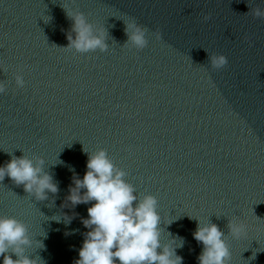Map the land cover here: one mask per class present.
<instances>
[{"label":"water","instance_id":"water-1","mask_svg":"<svg viewBox=\"0 0 264 264\" xmlns=\"http://www.w3.org/2000/svg\"><path fill=\"white\" fill-rule=\"evenodd\" d=\"M211 1L0 0V81L6 85L0 93V166L13 156L36 158L84 122ZM74 11L106 30V51L62 48L73 25L67 12ZM129 21L147 29L143 49L125 45ZM16 75L25 81L22 88Z\"/></svg>","mask_w":264,"mask_h":264},{"label":"clouds","instance_id":"clouds-1","mask_svg":"<svg viewBox=\"0 0 264 264\" xmlns=\"http://www.w3.org/2000/svg\"><path fill=\"white\" fill-rule=\"evenodd\" d=\"M67 15L73 20V25L67 34L68 45L62 48H71L78 53L108 49L104 28L94 27L81 12H67ZM253 15L264 17V9H254ZM125 31L128 35L125 45L136 49L146 47V28L129 21ZM155 36L160 39V32L157 31ZM209 61L217 70L228 64V58L223 54H212ZM15 82L21 88L25 84L21 75L15 76ZM5 90L6 85L0 81V93ZM86 153L88 159L83 178L73 174L74 186L69 187L67 197L72 208L94 202L87 208V218L81 217V224L88 231L83 234L74 264H182V257L175 250L183 247V238L173 237L167 244L161 242V216L156 197L151 194L138 197L134 185L125 179L126 172L114 164L106 150ZM44 165L42 157L13 156L0 166V182L7 176L16 185H23L24 191L37 200H45L49 192L58 191V186L44 171ZM72 219L73 216L63 215L66 225ZM54 220L59 223L61 217ZM228 228L233 237H239L245 230L243 224L232 220ZM75 231L72 230L73 233ZM193 238L203 245L198 256L199 264H228L230 249L226 236L216 224L197 220ZM35 243L44 247L40 241ZM33 244L25 223L13 216L0 215V264H40V259L26 254V249Z\"/></svg>","mask_w":264,"mask_h":264}]
</instances>
